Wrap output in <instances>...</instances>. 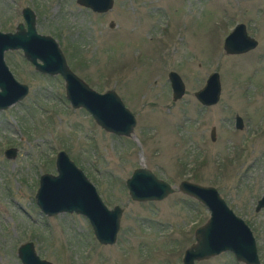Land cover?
<instances>
[{"label": "rangeland", "instance_id": "rangeland-1", "mask_svg": "<svg viewBox=\"0 0 264 264\" xmlns=\"http://www.w3.org/2000/svg\"><path fill=\"white\" fill-rule=\"evenodd\" d=\"M23 6L36 12V31L54 37L72 72L98 92L114 90L135 124L129 136L102 130L84 109L69 106L60 76L39 74L17 51L4 52L28 91L0 110V264H21L16 247L25 241L52 264H181L208 216L176 188L182 179L218 191L250 228L264 264V207L254 210L264 190V0H113L104 13L75 0H0V31L13 30ZM236 23L256 46L227 54L222 42ZM170 70L184 84L175 100ZM211 71L219 98L204 106L193 94ZM8 147L16 149L11 158L3 156ZM59 150L108 208H122L113 244H99L83 216H47L35 205L38 177L55 174ZM140 166L173 191L131 200L125 179ZM195 264L242 263L222 252Z\"/></svg>", "mask_w": 264, "mask_h": 264}, {"label": "water", "instance_id": "water-1", "mask_svg": "<svg viewBox=\"0 0 264 264\" xmlns=\"http://www.w3.org/2000/svg\"><path fill=\"white\" fill-rule=\"evenodd\" d=\"M94 12L104 13L113 0H76ZM25 28L18 25L15 31H0V110L20 101L27 93L24 83L14 78L4 62L5 51L20 49L25 60L34 69L47 75H60L64 97L71 108H82L102 130L115 135L129 136L135 119L112 89L98 92L90 88L67 65L57 41L36 32L34 15L26 8L22 12ZM111 25V24H110ZM256 46V40L246 34L244 26L236 23L224 37L222 49L227 54L246 52ZM172 100L184 91L180 76L173 70L166 74ZM220 84L216 71H211L201 88L194 92L196 100L204 106L215 104L219 98ZM242 126L240 116L234 115V128ZM213 138V128L210 139ZM14 147L6 148L3 156L15 155ZM55 174L41 173L34 193V203L47 216L67 212L86 218L92 235L99 244L110 245L116 240L122 208H108L101 200L94 185L68 158L63 150L55 154ZM127 195L134 201L160 200L173 191L166 181L156 177L145 167L134 168L125 179ZM176 188L184 195L203 205L208 212L206 220L193 231V242L182 253L181 264L230 252L236 262L260 264L255 240L247 224L227 206L218 191L188 180H181ZM264 207V191L256 201L254 210ZM21 264H52L39 258L32 242L26 241L16 247Z\"/></svg>", "mask_w": 264, "mask_h": 264}, {"label": "flooded vegetation", "instance_id": "flooded-vegetation-1", "mask_svg": "<svg viewBox=\"0 0 264 264\" xmlns=\"http://www.w3.org/2000/svg\"><path fill=\"white\" fill-rule=\"evenodd\" d=\"M75 2H76V0H75ZM27 9L29 12H32L33 13V15H34V27H35V19H36V12L34 11V10H32L31 8H29L28 6H23L22 8H20L19 9V15H20V20H18L16 23H15V25H14V27H13V30L12 31H15L16 30V27L18 26V25H20V26H22L23 28H25V21H24V16H23V14H22V12L24 11V9ZM91 10V9H90ZM92 11V10H91ZM94 12V11H93ZM36 30V29H35ZM12 31H9V32H12ZM37 32V31H36ZM37 33H39V32H37ZM39 34H42V33H39ZM42 35H48V34H42ZM49 36H51V35H49ZM52 37V36H51ZM54 38V37H53ZM15 51H17L18 53H19V56H20V58L22 59V60H24V61H26L28 64H30L31 65V67H32V69H33V71H35V72H37V73H39V74H42V75H47V74H43V73H40V72H38V71H36L35 69H34V66L30 63V62H28L27 60H25L24 59V57H23V55H22V52H21V50L20 49H15ZM68 65V64H67ZM70 68V67H69ZM56 75H58V74H56ZM48 76H50V75H48ZM58 76H60V75H58ZM61 78V77H60ZM62 79V78H61ZM264 191V190H263ZM263 191H262V193H263ZM261 193V194H262ZM261 194H260V196H261ZM259 196V197H260ZM259 199V198H258ZM257 199V200H258ZM256 200V201H257ZM255 201V202H256Z\"/></svg>", "mask_w": 264, "mask_h": 264}]
</instances>
